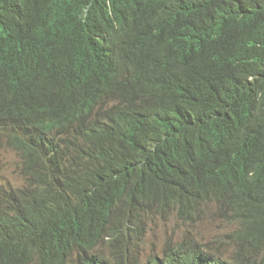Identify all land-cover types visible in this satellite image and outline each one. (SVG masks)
Wrapping results in <instances>:
<instances>
[{
  "label": "trees",
  "instance_id": "obj_1",
  "mask_svg": "<svg viewBox=\"0 0 264 264\" xmlns=\"http://www.w3.org/2000/svg\"><path fill=\"white\" fill-rule=\"evenodd\" d=\"M47 100L68 162L35 156ZM0 104L34 162L0 183V264H158L146 220L203 197L264 264V0H0Z\"/></svg>",
  "mask_w": 264,
  "mask_h": 264
},
{
  "label": "clouds",
  "instance_id": "obj_2",
  "mask_svg": "<svg viewBox=\"0 0 264 264\" xmlns=\"http://www.w3.org/2000/svg\"><path fill=\"white\" fill-rule=\"evenodd\" d=\"M130 23L131 21H127L124 26L129 29ZM103 39L101 40L102 44L105 43V40ZM98 88L103 93L108 89V87ZM9 99L10 92H4L3 102ZM45 104H47V115L45 117H56V120L53 122L52 129H43L37 134V139L35 143L32 144V147L36 150L35 156L38 158L41 153H44L56 164H58L63 159L68 162L67 160H69L74 149L72 148L69 151H64L61 149H56L53 144V138L60 134L64 126L69 122L68 114L65 109L63 111V107L55 101L47 100L45 101ZM8 117L9 114L7 109H5L3 105L0 106V133L7 135L6 145L8 149L13 151L18 157L17 169L18 173L20 172V176L22 177L21 185H23L27 175H23L22 171H30L34 166V162L32 161L31 156H28L27 159L21 151H15V149H13V147L9 144V140L16 133H14L11 128H6L5 124L1 122L2 119L5 120V118ZM1 182L11 183L15 186H19L5 178L1 179L0 183ZM182 183L183 182H180V184ZM166 210L167 211L165 214L159 215L163 216L169 213L173 214L184 226L187 227V230L182 235V241L179 244H173V240H170L165 244V247L158 253V255L154 257L145 259L135 255V257H137L142 263L148 262L150 259L154 258L158 264H207L217 261L216 258H220L223 260L220 262L221 264H252L246 258L239 257L237 252H234V248L237 246L236 244L227 246L222 243V241L225 240V238H228L235 229L239 228V223H232L230 221L220 219V208L217 207L216 202L208 201L203 197L202 199H198L185 207H180L177 209L168 208ZM202 222L218 224L221 227L223 233L220 235L219 239L214 241L216 244L215 249H210L208 248V245L203 244L208 240V237H203V234L196 229V225ZM218 244H220V251L217 250ZM212 252H222V254H214V258ZM132 254H134L133 251ZM257 254L258 252L254 257L255 260L257 258ZM260 254L264 255V251L260 252Z\"/></svg>",
  "mask_w": 264,
  "mask_h": 264
},
{
  "label": "rangeland",
  "instance_id": "obj_3",
  "mask_svg": "<svg viewBox=\"0 0 264 264\" xmlns=\"http://www.w3.org/2000/svg\"><path fill=\"white\" fill-rule=\"evenodd\" d=\"M6 138V134L0 133V180L5 178L21 186L22 177L17 169L18 157L8 149ZM196 229L203 234V237H208V240L203 244L208 245L210 249H215L216 244L214 241L219 239L223 233L221 227L218 224L202 222L196 225ZM186 230L187 227L173 214L151 216L147 219L146 233L141 241L133 247V253L145 259L154 257L170 240H173V244H179ZM108 253L110 254L111 251H108Z\"/></svg>",
  "mask_w": 264,
  "mask_h": 264
}]
</instances>
